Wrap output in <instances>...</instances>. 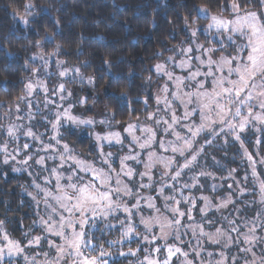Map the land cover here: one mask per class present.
<instances>
[{
  "label": "snow or ice",
  "instance_id": "snow-or-ice-1",
  "mask_svg": "<svg viewBox=\"0 0 264 264\" xmlns=\"http://www.w3.org/2000/svg\"><path fill=\"white\" fill-rule=\"evenodd\" d=\"M259 2L261 8H264V0H259ZM25 7L31 8L33 5L27 4ZM231 11L233 13L232 18L225 19L222 16L210 15L206 9L197 8V12L202 18L211 20V23L207 25V31L215 30L216 39L221 44V49L209 48L206 51L213 53L223 50L226 39L236 48L235 55L229 53L227 57H220L218 60H213L211 56L204 59L189 57V59L181 60L178 65H175V58L170 57L169 62L185 71L186 75L178 77L169 71H162L161 73L167 76L168 81L174 85L171 91L168 84L163 86V93L165 94L163 108L159 107L161 101L157 98L158 112L166 111L168 116L165 118L151 114L146 119L151 120L155 125L162 124L161 134L174 136L173 140L158 141L156 140L157 131L154 128L148 126L139 128L137 124H128L125 131L132 134L131 146L128 148V155L115 158L120 165V170L117 171L111 164L112 154L104 153L102 144L97 157L102 166L97 167L96 162L80 159L73 155L67 143L61 145L62 136L59 138L57 136L52 137V140L59 146L55 149L56 154L48 157L53 161L59 160L57 167L48 169L54 180L46 179L45 188H40L38 184L36 187L40 190L39 194L44 198V205L48 211L47 219H42L41 222L47 226V232L61 238L63 244L57 245L49 242V247L55 249V253L51 260H48V254L44 253V264H62L66 257L71 258L72 264H108L106 257H110L111 253L105 252L100 245L89 239V234L85 228L97 213L111 214L121 208L127 214L125 218L127 225L125 226V221L120 222L121 227L124 228L122 236L125 240L136 239L154 244L157 239L167 240L168 233L171 231L172 238L179 241L181 218L185 217L187 213L180 210L181 200L177 199V195L184 198L187 203L192 204V199L184 196V189L191 190L197 185L185 183L179 188L177 185L184 170L191 171L196 167L198 156L203 150L202 146H194L197 138L201 133L210 136L231 133L235 134L236 140H240L238 133L243 132L250 124L259 122L264 125V12L243 10L238 3L231 5ZM23 23L27 24L28 21L25 19ZM222 33H227V35H222ZM192 35L195 36V31ZM238 39L243 43L237 44ZM179 51L181 55H186L191 54L193 49L188 48L186 53L184 49ZM40 59L44 58L40 57ZM192 59L198 63L193 65ZM163 68V65H158L157 71H161ZM79 71V68L67 69L62 71L60 75L65 76L69 72L78 74ZM91 82L89 80V83ZM39 83L37 81V84ZM27 87L31 92L33 84L29 83ZM58 90L63 92L65 90L64 84H60ZM45 91H47L46 88ZM169 95L172 96L171 101L168 99ZM60 98L64 99L63 96ZM174 101H178L183 106L182 118L177 117L172 109V102ZM71 107L72 105H69L68 109L56 114V122L52 124V129L57 134H59V127L65 126L61 124V120H64L65 124L77 127L81 125L93 126L96 123L93 120L72 115ZM17 111H19L18 107ZM192 117H199L200 123H195ZM19 127L18 125L9 126L5 130V135L13 140L18 139L16 131L19 130ZM177 128L186 130L187 134L182 135ZM137 129L143 132L144 136H135L133 133ZM26 135L34 137V133L30 129ZM95 139L107 142L109 145L113 142L123 145L119 132H110L105 135L97 133ZM210 142V140L205 141V143ZM166 143L167 147H165ZM154 144L165 152L171 151L174 155L172 157L158 156L152 150ZM28 147L27 143L23 145V149ZM51 147L49 144L44 150L49 151ZM137 147L139 152L135 151ZM0 151L6 154L3 161L5 164L9 162V157L15 159L14 155L8 153L7 144H4ZM14 151L18 153L19 149ZM141 154L147 155L146 161L141 159ZM30 159L32 157L28 156L23 163L26 164ZM44 159V157H40L37 163L43 165ZM248 159L255 163L251 154L248 155ZM180 160H183V163H180ZM127 161L140 164L145 171L135 172L127 164ZM158 162L162 163L164 168V171L160 173L161 177L167 178L160 181L158 196L143 197L139 191H133L134 188L149 189L153 187L151 182L144 183L143 181L145 178L151 181L152 177L149 172ZM261 163L264 164V160ZM61 169L63 172L60 171ZM200 175L203 176L206 173L201 172ZM252 175L258 176L254 167ZM134 178H136L135 183H133ZM169 180L172 183H168ZM166 188L170 193L175 192L176 195H165ZM260 193L261 203H264V181L260 183ZM160 197H163V203L161 207H157L152 201ZM126 198L132 199L133 203L131 205L126 204ZM202 199L207 200L206 197ZM140 200H147V207L158 214L149 219L140 217L139 223L144 226L146 232L151 234V240L147 235H139L137 233L138 225L131 220L133 211L139 212L140 210ZM157 226L160 236H156L152 232V229ZM241 228L247 231L241 233ZM257 228L264 233V220L260 218V214L247 222L228 221V226L225 229L229 241L232 240L230 234L236 233V239H240L242 236L241 242L248 245L240 248L241 252L248 253L252 257L251 260L244 259V264H264V249H262L259 257L253 251L256 241H261L264 244V236L256 235ZM0 233H2L0 242H3L0 244V264H3L5 256L12 257L22 254L24 246L20 241H15L10 237L5 228L4 220H0ZM216 233L220 235L221 229L218 228ZM205 235L210 236L211 234L206 233ZM40 239V237H35L33 241H28L26 246L31 247L33 243L38 244ZM124 242V240H120L109 241L108 243L112 245ZM213 242L218 243L215 240ZM161 251V246H155L152 249L151 258L145 257L146 264H172L174 257L179 262L181 257L187 258L189 255L181 247L167 243L163 245L164 255L162 258L159 256ZM92 253H96V255H92ZM128 254L135 255L136 253L121 252V255ZM208 255L211 256L212 254L209 253ZM221 257L223 258V253H221ZM25 258L27 259V257ZM32 264H36L35 259H33ZM141 264H145V262L142 261ZM185 264H189V262L185 260Z\"/></svg>",
  "mask_w": 264,
  "mask_h": 264
},
{
  "label": "rangeland",
  "instance_id": "rangeland-1",
  "mask_svg": "<svg viewBox=\"0 0 264 264\" xmlns=\"http://www.w3.org/2000/svg\"><path fill=\"white\" fill-rule=\"evenodd\" d=\"M198 8L206 9L210 15L222 16L225 19H231L233 15V13L231 15L214 14L206 6H199ZM248 11L264 12V8ZM209 23H211L210 19H208L207 25ZM207 25L202 29L200 28V25L196 23L188 25V39H183L178 42L173 46L170 53L153 64V70L155 71L156 77L151 82V85H153L152 96L155 99V106L153 108L154 111H151L150 115L156 114L165 118L168 116L166 111L162 110L158 112L157 98L161 101L159 107L163 108V99L165 95L163 93V86L168 84L171 91L174 85L168 81L167 76L161 74L162 71H169L175 76L182 77L186 75L185 71H182L179 67L175 66L178 65L181 60L189 59V57H200L201 59H204L207 56H211L213 60H218L220 57H227L229 53L232 55L236 54V48L226 39L224 40L223 50L213 53L207 52L206 50L209 48L221 49V44L219 40L216 39L217 33L215 30H212L211 32L207 31ZM194 31L195 36L192 35ZM201 33L204 35V39H201ZM222 35L226 36L227 33H222ZM236 43L242 44L243 42L238 39ZM190 47L193 49L191 54H180V49H184L186 53V50ZM33 57H35V59H33ZM40 57H43L44 59H40ZM170 57L175 58V65L169 62ZM191 62L193 65L198 63L195 59H192ZM158 65H163L164 68L161 71H157ZM28 68L30 73L25 83L22 97L14 104V106L8 107L5 111H1L0 113V148H2L4 144H7L8 153L15 156V159L9 157V162L5 164L3 161L6 154L0 151V166L2 167L0 173L3 175L7 172L23 173L27 176L29 183L23 189V194L29 198V201L32 204L33 211L31 214L33 215V219L26 228H23L21 231V237L13 236L5 224V228L10 237L15 241H20L22 246H24V252L12 257L5 256L3 264H32L33 259H35L36 264H44L45 257L43 254L47 253V259L51 260L55 253V249L49 247V242H53L57 245L63 244L62 239L49 234L46 230L47 226L41 222L42 219H47L48 211L44 205V198L39 194L40 190L36 187L38 184L40 185V188H45L46 179L54 180L48 169L57 167L59 163L58 159L53 161L48 158L51 155H55V149L59 147L56 145L55 141L52 140V137L57 136V138H59V136L62 135L61 130L63 127H59V134L52 129V124L56 122L57 113H62L64 109H68L69 105H72L70 109L72 115L96 122L93 126H86L92 128L93 131L92 136L96 143L97 150L95 155L96 158L90 159L81 155L63 139L61 140V145L67 143L73 155L80 159L96 162L97 167L102 166L97 159L100 153V145L102 144L103 152L112 154V167L116 168L117 171L120 170L119 161L115 158L129 154L128 148L131 146L132 134L125 131V127L128 124H137L139 125V128L145 126L154 128L157 131L156 140L158 141L167 142L174 139V136L162 135L160 129L163 128V125H155L151 120H148L147 122H129L121 129L105 130L106 127L104 126V120L103 123H100L102 119L95 115L82 116L79 111H75V105H82L87 99V94L85 92L80 98H76V94L91 89L94 84V79L91 75H86L82 72L77 64L66 63L57 52L47 53L37 50L31 53L28 58ZM72 68H79V73L69 72L65 76L60 75L62 71ZM89 80L92 82L89 83ZM37 81L40 83L37 84ZM29 83L33 84L31 92H29L27 87ZM60 84H64L65 90L63 92L58 90ZM45 88L47 91H45ZM69 93H71V95H69ZM61 96H63L64 99H61ZM168 99L171 101L172 96L169 95ZM17 107L19 108V111H17ZM172 109L175 111L177 117H183V106L180 105L178 101L172 102ZM192 120L197 124L200 123L199 117H192ZM184 123H187V121H184ZM61 124L70 127H77L71 124H65L64 120H61ZM13 125L20 126L19 130L16 131L18 139L15 140L5 135V130ZM29 129L34 133L35 138L26 135V132ZM177 130L181 131L182 135L187 134L184 129L177 128ZM110 132H119L123 140V145L114 142L109 145L107 142L97 141L95 139L97 133L105 135ZM133 134L137 137L144 136V133L139 129ZM238 134L240 140H236L235 134L231 133L228 135L221 133L216 136L201 133L197 138L196 145L194 146H202V149L206 141L204 136H209V139H212L213 137L222 138L223 144L227 146H235L236 148L234 150L236 151V155H234L233 163L240 164V167L238 169L229 167V162H227V160H220L219 157L216 156V153L211 156L209 163L204 162L200 165V156H198L196 167L192 170V173L187 169L184 170L177 185V188L185 183L197 185L195 188H192L193 193L190 192V194H187L186 190L188 189H184V196L191 198L193 201L192 204L187 203L184 198L177 195V199L181 200L179 205L180 210L187 213L185 217L181 218V225L179 226L180 239L179 241L173 239L172 233L169 231L167 240L157 239L152 246L150 243H145L143 247L149 248L146 254L148 258H151V255L153 254L152 249L155 246H161L162 248V246L167 243L169 245L179 246L183 251L188 252L189 254L187 258L181 257L179 262L177 261V258L174 257L172 264H185V260L189 262V264H217V262H219V264H244V259H252L250 254L240 251V248L248 246L241 242L243 239L242 236L240 239H236L237 234L231 233L232 240L229 241L228 234L225 232L223 226L216 225L214 228H207L204 222H198V220H196V218H198L196 216L197 214L211 215V213H215L218 216L227 214L225 216L227 221L236 220L238 223L250 221L253 217H256L257 214H260V218L264 220V203H261L260 193V183L264 181V164L261 163V161L264 160V125H261L259 122L250 124L243 132H239ZM257 141H259V143H257ZM25 143L29 145L27 149H23ZM49 144L52 146L51 149L45 151L44 149L48 147ZM105 146H108L109 148L107 149ZM111 146L115 148H110ZM165 147H167V143L165 144ZM16 149H19L18 153L14 151ZM152 150L155 151L158 156L172 157L174 155L171 151L165 152L163 149L156 147L155 144L153 145ZM135 151L139 152L140 150L137 147ZM202 153L203 150L201 154ZM249 154H251L255 163L248 159ZM28 156H31L32 159L28 160L26 164L23 163ZM40 157L45 158L43 165L37 163V160H39ZM141 159L146 161L147 155L141 154ZM69 163H71V161H69ZM180 163H183V160H180ZM127 164L137 173L145 171V169L138 163L127 161ZM253 167L258 173V176L252 175ZM60 171L63 172V169ZM161 171H164L163 164L158 162L149 172L152 177L151 181L147 178L143 181L144 183L151 182L153 187L149 189L134 188L133 191H139L140 195L143 197L158 196V189L161 186L160 181L162 179H167L166 177H161ZM201 172L206 173V175L201 177L202 179H193V177H196L198 173ZM188 176H190V179ZM135 182L136 178L133 180V183ZM168 183H172V181L169 180ZM204 184L211 188L213 192H218V195L213 196L210 193H204ZM164 194L176 195L175 192L170 193L167 188L165 189ZM203 197H206L207 200L205 201L202 199ZM152 202L157 207H161L163 197L154 199ZM125 203L131 205L133 200L126 198ZM147 204V200H140V210L139 212H136L135 210L133 211L131 220L138 225L137 233L142 236L147 235L149 240H151V234L146 232L144 226L139 223L141 216L145 219H149L150 217L158 215L154 210L148 208ZM231 209H233V211L230 212ZM164 214L167 215V213ZM117 216L120 217L122 221H125L126 226L127 221L125 218L127 214L123 211V208L116 210L111 214H103V212L97 213L95 218L90 220L88 226L85 228V231L89 234L88 238L93 241L92 234L90 233L95 231L99 225H106L107 228L109 226L107 220L109 218H116ZM118 222L119 221H115L111 223V225H116ZM218 228L221 229L220 235H217L216 233ZM142 231H144V233ZM245 231L247 230L241 228V233ZM152 232H154L156 236H160L158 226L154 227ZM106 233L107 231L105 234ZM206 233L211 235L206 236ZM0 235H2V233H0ZM111 235L112 237L107 236V238H113V241L124 240L126 242L123 236H117L116 234ZM256 235L264 236V233L257 228ZM35 237L41 238L39 243H33L31 247H27V242L33 241ZM214 240L218 241V243L213 242ZM2 243L3 242H0V244ZM112 245L113 252L110 257H106L108 264H111L116 259L124 256L116 254V249L120 244ZM262 249H264V244H262L261 241H256V246L253 248V251L256 252L257 257L260 256ZM130 252H135V250L124 253ZM209 253L212 255L209 256ZM221 253H223V258L221 257ZM94 255H96V253ZM163 255L164 252L162 256L159 254L161 258ZM25 257H27V259ZM145 257L139 258L133 264H141L142 261L146 264ZM233 258L235 259L233 260ZM62 264H72L71 258L66 257L65 260L62 261Z\"/></svg>",
  "mask_w": 264,
  "mask_h": 264
},
{
  "label": "trees",
  "instance_id": "trees-1",
  "mask_svg": "<svg viewBox=\"0 0 264 264\" xmlns=\"http://www.w3.org/2000/svg\"><path fill=\"white\" fill-rule=\"evenodd\" d=\"M233 3L243 10L261 9L259 0H0V113L22 97L30 73L29 55L41 50L57 52L66 63L77 64L93 77V87L76 94V98L87 94L84 104L75 105L82 116L95 115L104 120L105 130L121 129L129 122H147L155 106L153 64L178 42L188 39V25L196 23L201 29L207 25L208 19L197 12L199 6H206L214 14L231 15ZM27 4L33 7L26 8ZM25 19L27 24L23 23ZM61 131L63 140L78 153L96 158L92 128L63 126ZM204 139L211 142L203 145L200 165L209 163L216 153L220 160L229 162V167H240L233 163L235 146L223 144L222 138ZM201 177L200 173L196 176ZM28 183L23 173H0V220L15 237H21V231L33 219L32 204L23 194ZM204 186V193L218 195ZM186 191L193 193L192 189ZM226 215L197 214L196 220L207 228L221 225L226 229ZM118 219L109 218V229L99 225L90 233L105 252H113V245L108 243L114 240L109 238L111 234L122 236V220ZM115 221L118 224L111 225ZM143 245L142 240H126L116 254L131 250L136 254L124 255L111 264H133L144 258L149 248Z\"/></svg>",
  "mask_w": 264,
  "mask_h": 264
}]
</instances>
